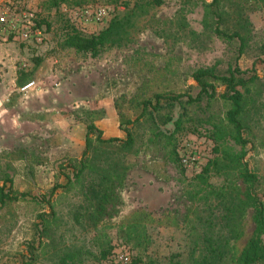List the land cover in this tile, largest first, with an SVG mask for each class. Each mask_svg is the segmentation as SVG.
<instances>
[{
	"label": "rangeland",
	"instance_id": "rangeland-1",
	"mask_svg": "<svg viewBox=\"0 0 264 264\" xmlns=\"http://www.w3.org/2000/svg\"><path fill=\"white\" fill-rule=\"evenodd\" d=\"M148 1L51 7L49 0H0V9L33 12L43 33L38 45L0 37V94L13 116L33 114L30 134L22 115L0 134V187L17 195L0 203V264H119L120 250L130 264H196L212 232L225 235L234 263L250 237L252 210L239 203L246 186L236 158L258 177L264 201V0H219L220 22L209 12L212 0ZM132 9L122 46L96 56L62 46L71 27L97 34ZM99 10L106 17L98 19ZM216 23L244 36L239 59L238 40L218 37ZM236 64L249 71L245 78L257 77L240 89L243 148L228 135L224 86L216 85L214 99L186 103L199 90L196 70L225 75ZM178 94L185 97L156 105L155 95ZM88 125L103 139L125 141L128 132L133 141L99 145L91 136L89 165L75 179ZM100 193L108 194L102 210Z\"/></svg>",
	"mask_w": 264,
	"mask_h": 264
},
{
	"label": "trees",
	"instance_id": "trees-1",
	"mask_svg": "<svg viewBox=\"0 0 264 264\" xmlns=\"http://www.w3.org/2000/svg\"><path fill=\"white\" fill-rule=\"evenodd\" d=\"M98 0H49L51 7H58L60 4H68L73 7H81L89 3H94ZM110 3H117L120 0H108ZM219 0H212L209 4L210 14L217 19L218 22L222 19V14L219 12ZM162 0H150L147 2V6H160ZM131 15H133V9L130 14H125L123 16L112 17L108 24L100 30L97 34L90 36H84L79 33L75 28L71 27L64 35L62 46L64 48L74 49L77 53H89L92 56L98 55L102 50L112 47L122 46L127 39V30L130 27ZM40 26V23H37ZM243 30V29H241ZM214 33L225 39H237L239 42L238 46V57L242 55L245 47V38L241 32L234 31L229 33L223 29H220L219 25L216 23L214 27ZM249 73L248 70H241L236 64L234 67L229 68L227 74L220 75L215 72L213 68L198 69L192 74L193 80L198 85V93L196 97L192 98L187 95L186 103H196L201 100H211L216 98L217 91L216 85L220 84L224 86V91L219 94L225 102L229 103V109L225 112V121L229 128V136L234 141L235 144L241 146L242 148L248 144V140L244 137V127L241 121V115L244 113V94L241 92V88L246 87L248 84L253 83L257 78L253 74L249 78H245V75ZM247 89V88H246ZM184 94H178L175 96L165 97L162 95H155L154 99L156 105H160L161 100H165L169 103H174L180 101ZM149 102H145L143 105V112L148 108ZM126 131L125 129H123ZM91 136H94L95 142L99 145L109 144V143H121L122 145L129 147L132 144V137L127 132V140L123 141L118 138H108L103 139L102 133L98 131L93 125L87 126V132L85 137V149L82 153V158L78 161L77 166L74 167V178L79 179L83 175L84 171L89 165V148L91 145ZM232 161V160H231ZM239 176L243 180L246 186L244 192L243 200L239 203L247 205L252 210V224L253 230L245 243L244 247L241 249L238 257L234 263H229V249L228 240L225 238L223 233L213 232L206 236L203 240V250L202 258L196 260V264H264V201L256 192V187L258 184V177L256 174L252 173L246 163L242 162V156L236 158ZM217 165V161L213 163ZM209 170L205 168L204 172ZM204 174H202L203 176ZM10 192L4 193L0 187V203L4 204L6 201H14L17 199V195H11ZM97 195L96 190H90V192ZM108 194H101L97 199V208L102 210L103 204L107 200ZM234 217V212H231ZM211 222H206L207 228H210ZM110 248L103 253V257L110 255ZM68 259H73V256H68ZM139 262V260H137ZM65 264V260H63ZM151 264V263H150Z\"/></svg>",
	"mask_w": 264,
	"mask_h": 264
},
{
	"label": "built area",
	"instance_id": "built-area-1",
	"mask_svg": "<svg viewBox=\"0 0 264 264\" xmlns=\"http://www.w3.org/2000/svg\"><path fill=\"white\" fill-rule=\"evenodd\" d=\"M105 10H99L98 19L106 17ZM0 37H11L26 45L41 44L43 33L37 26L34 13L31 11H12L6 7L0 9ZM34 86L33 82L24 85L21 88L22 92L31 89ZM57 87V84H55ZM115 260L119 264H130V256L127 252L119 251L115 253Z\"/></svg>",
	"mask_w": 264,
	"mask_h": 264
},
{
	"label": "crops",
	"instance_id": "crops-1",
	"mask_svg": "<svg viewBox=\"0 0 264 264\" xmlns=\"http://www.w3.org/2000/svg\"><path fill=\"white\" fill-rule=\"evenodd\" d=\"M36 92H37V90H32L30 93H31L32 96H36V94H35ZM3 96H4V94L3 95L0 94V134H6L7 129H8L7 125L10 122V120H9L10 117L13 118V121L15 119V124H17V122L19 123V121H20V118H19L20 115H22V118H24L26 120V122L24 120L22 122V124L24 126H25L24 123H26V127H24L22 129L23 134H30L31 132L29 130V126L28 125L31 122V115H33L31 113V111L28 110V112H27V111L23 110L22 112H18V113L16 112V116H13L14 113L11 114L10 111H12V110L9 111V109H7L8 107H7L6 103L8 101L6 99H4ZM17 115H19V116H17ZM6 120H8V121H6ZM0 140H1V135H0Z\"/></svg>",
	"mask_w": 264,
	"mask_h": 264
}]
</instances>
